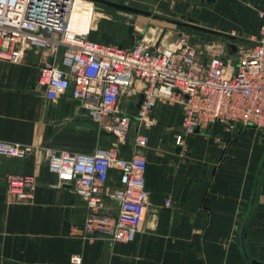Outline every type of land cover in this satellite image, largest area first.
<instances>
[{
	"label": "crops",
	"instance_id": "obj_1",
	"mask_svg": "<svg viewBox=\"0 0 264 264\" xmlns=\"http://www.w3.org/2000/svg\"><path fill=\"white\" fill-rule=\"evenodd\" d=\"M113 1L140 7L157 0ZM252 1L264 10V0ZM96 31L92 38L99 40ZM38 76L34 51L20 63L0 58V140L40 148L24 159H0V264H72L74 255L82 264L264 263V129L212 125L185 134L182 108L159 105L142 151L150 199L136 239L87 237L85 202L70 186L56 187L43 150L92 153L114 137L101 131L88 148L86 111L69 95L47 99ZM136 98L123 102L125 112L136 114ZM181 133L184 143L177 145ZM133 137L121 145L125 156ZM18 174L34 178L30 200L17 201L7 191L6 178ZM118 178L111 171L109 186ZM108 209L117 214V203L108 200Z\"/></svg>",
	"mask_w": 264,
	"mask_h": 264
},
{
	"label": "built area",
	"instance_id": "obj_2",
	"mask_svg": "<svg viewBox=\"0 0 264 264\" xmlns=\"http://www.w3.org/2000/svg\"><path fill=\"white\" fill-rule=\"evenodd\" d=\"M96 8L91 0H0V58L20 63L34 51L45 97L57 101L69 95L113 135L110 146L92 153L50 147L43 154L57 176L56 187L70 186L85 202L84 235L129 243L139 233L150 199L148 162L142 151L150 143L145 127L157 123L153 111L159 105H179L185 134L212 125L231 131L238 125L264 129V37L223 45L192 43L180 36L172 44L141 41L125 47L92 38L98 24ZM260 16L264 18L263 13ZM140 94L143 101L136 114L125 112L123 99ZM134 124L138 127L133 149L125 156L121 145L127 143ZM183 133L176 137L177 145L184 143ZM39 149L0 140V159H24ZM111 171L118 172L115 187L109 186ZM6 182L13 199L32 198L31 175H9ZM108 200L117 203V214L108 211ZM165 206H172V201ZM71 262L82 264V258L74 255Z\"/></svg>",
	"mask_w": 264,
	"mask_h": 264
},
{
	"label": "rangeland",
	"instance_id": "obj_3",
	"mask_svg": "<svg viewBox=\"0 0 264 264\" xmlns=\"http://www.w3.org/2000/svg\"><path fill=\"white\" fill-rule=\"evenodd\" d=\"M96 7L100 16L97 14L98 24L94 35L99 40L125 47H132L141 41L152 45L172 44L180 36H187L190 40L202 41L204 44L215 41L223 45H242L260 41L264 37V18L260 16L261 13L264 14V10L252 0H157L137 7L150 12V16L123 11L102 3H96ZM168 19L188 23L190 26L179 25ZM191 25L222 34L200 30ZM231 63L235 65L236 61L231 58ZM130 99L126 97L123 102L128 103ZM137 127L138 124H134L130 137L134 136ZM145 128L149 131L152 129ZM101 131H105L103 127L88 117V148L94 146L96 134Z\"/></svg>",
	"mask_w": 264,
	"mask_h": 264
},
{
	"label": "water",
	"instance_id": "obj_4",
	"mask_svg": "<svg viewBox=\"0 0 264 264\" xmlns=\"http://www.w3.org/2000/svg\"><path fill=\"white\" fill-rule=\"evenodd\" d=\"M91 1H93L95 3L106 4V5L110 6V7H113V8H116V9H120V10H123V11L133 12V13H136V14H142V15H145V16H150L151 15L150 12L142 10V9H139L137 7H131V6H128V5H124V4L113 2V1H109V0H91ZM207 1L208 2H213L215 0H207ZM168 20L171 21V22H174L176 24H179V25L190 26V24H188V23H183V22H180V21L172 20V19H168ZM192 22H194V20H192ZM191 26H193V27H195L197 29H200V30L207 31V32H213V33H216V34H222L220 32H217V31H214V30H210V29H206L204 27H200V26H196V25H191ZM232 38H236V37H232ZM191 42L194 43L195 41L191 40ZM232 48L234 50H236V47L234 45L232 46ZM142 101H143V94H140L139 95V101H138V107L142 104ZM251 262H252V264H264L262 262L254 260V259Z\"/></svg>",
	"mask_w": 264,
	"mask_h": 264
}]
</instances>
